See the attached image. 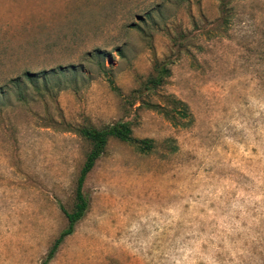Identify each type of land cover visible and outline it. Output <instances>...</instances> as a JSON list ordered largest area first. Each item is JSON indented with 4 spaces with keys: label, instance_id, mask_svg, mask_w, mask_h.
<instances>
[{
    "label": "rangeland",
    "instance_id": "obj_1",
    "mask_svg": "<svg viewBox=\"0 0 264 264\" xmlns=\"http://www.w3.org/2000/svg\"><path fill=\"white\" fill-rule=\"evenodd\" d=\"M116 122L154 148L108 140L48 264H264V0H0V264H42Z\"/></svg>",
    "mask_w": 264,
    "mask_h": 264
},
{
    "label": "trees",
    "instance_id": "obj_2",
    "mask_svg": "<svg viewBox=\"0 0 264 264\" xmlns=\"http://www.w3.org/2000/svg\"><path fill=\"white\" fill-rule=\"evenodd\" d=\"M156 76L148 80L151 88H156L163 83L165 77L168 76L169 71L165 66H160L156 63L154 66ZM112 89L117 91L113 86V81H109ZM171 102V106L153 105L148 103L149 108L160 112L166 119L178 124V120H187L190 118V113L187 104L181 100L167 97ZM77 133L91 143V149L86 156L85 162L80 170L76 182L74 204L70 211L62 208V212L66 218L67 226L60 232L58 237L52 243L42 264H48L55 256L59 246L64 239L74 232L76 224L85 216L89 208V200L84 195L82 189L87 174L92 170L96 161L103 154L107 142L110 138H116L120 141L126 142L135 147V149L143 154H147L154 148V143L151 139H136L132 136V129L128 122H116L108 125L103 129H96L93 127L80 128Z\"/></svg>",
    "mask_w": 264,
    "mask_h": 264
}]
</instances>
